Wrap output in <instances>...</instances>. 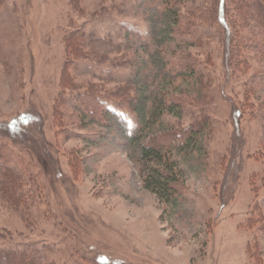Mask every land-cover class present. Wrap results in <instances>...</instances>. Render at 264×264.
Returning a JSON list of instances; mask_svg holds the SVG:
<instances>
[{
    "label": "rangeland",
    "instance_id": "1",
    "mask_svg": "<svg viewBox=\"0 0 264 264\" xmlns=\"http://www.w3.org/2000/svg\"><path fill=\"white\" fill-rule=\"evenodd\" d=\"M166 1L0 8V134L34 193L25 211L0 191V245L38 244L47 264H264V51L243 29L235 57L247 62L230 68L222 32L178 37ZM188 53L196 75L165 67ZM90 94L123 112L133 96L145 110L181 97L139 126L145 138L208 115L200 145L168 154L182 181L171 202L144 187L128 141L135 123L85 104Z\"/></svg>",
    "mask_w": 264,
    "mask_h": 264
},
{
    "label": "trees",
    "instance_id": "2",
    "mask_svg": "<svg viewBox=\"0 0 264 264\" xmlns=\"http://www.w3.org/2000/svg\"><path fill=\"white\" fill-rule=\"evenodd\" d=\"M7 0H0V8L4 7ZM164 7L172 23V33L180 36L196 34L205 26L216 27L222 32L226 46V60L231 66L238 65L247 59L239 61L237 53L239 46L244 44L247 33L251 34L254 42V51H264V0H169ZM183 7L185 8L183 10ZM244 29V30H243ZM242 31V32H241ZM244 33L246 35H240ZM239 40V38H241ZM237 51V52H236ZM173 57V56H172ZM179 59H166V65H170L171 71L176 74L196 75L198 66L197 58L192 54L176 56ZM174 56V58H176ZM178 62V63H177ZM247 62V61H246ZM130 102L132 111L123 112L113 99H101L95 94H90L84 103L97 102L98 107L105 110V115L111 112L119 114L123 119L128 118L135 123L128 138L134 154H137V162H141V175L144 187L153 192L161 200L171 202L182 186L179 173L174 171L171 158L168 154L174 148L178 150L192 149L200 145L202 132L207 128L209 117L203 115L185 127H166L167 130L156 133L151 137H140L142 126L157 116L163 117L167 112L181 106V97L165 95L154 101L150 109L139 108L135 102H139L133 96ZM90 98V100H89ZM131 98V96H130ZM137 104V103H136ZM120 108V109H119ZM133 115V116H132ZM120 116V117H121ZM164 126V121L161 122ZM20 124V123H19ZM7 130L18 132V126H8ZM144 138V139H143ZM0 134V191L12 207L28 210L34 202V193L30 190L31 179L27 177L22 164L12 162V150L3 140ZM135 159L134 155H131ZM20 166V168H19ZM23 168V169H22ZM30 190V191H28ZM25 211L21 212L23 216ZM261 238L264 241V222L260 226ZM2 231L0 230V236ZM0 264H47L43 249L38 244H32L24 248H15L9 245H0ZM100 264H111L102 262Z\"/></svg>",
    "mask_w": 264,
    "mask_h": 264
}]
</instances>
